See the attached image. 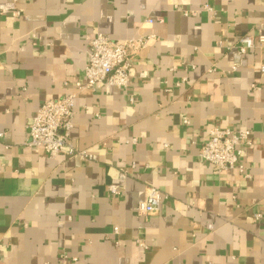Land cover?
<instances>
[{"label":"crops","instance_id":"1","mask_svg":"<svg viewBox=\"0 0 264 264\" xmlns=\"http://www.w3.org/2000/svg\"><path fill=\"white\" fill-rule=\"evenodd\" d=\"M258 31L264 0H0V264H264V45L232 46ZM98 32L154 34L148 77L79 93L71 138L93 158H51L28 122L76 91ZM215 126L250 129V178L201 159Z\"/></svg>","mask_w":264,"mask_h":264},{"label":"built area","instance_id":"2","mask_svg":"<svg viewBox=\"0 0 264 264\" xmlns=\"http://www.w3.org/2000/svg\"><path fill=\"white\" fill-rule=\"evenodd\" d=\"M177 8L188 14L183 8ZM206 8L212 10L208 5ZM154 21V18L147 19L148 23ZM154 38L155 35L152 33L127 39H113L101 32L94 35L87 34L88 60L82 79L74 81L76 91L41 103L28 122L27 145L42 150L51 158L63 153L68 156L82 155L93 158V154L87 149L76 147L71 138L78 94L85 90L95 91L104 86L128 89L134 79L145 80L148 76L144 72L137 71L136 58ZM217 44L223 46L224 41L219 40ZM257 45H264L262 31L254 35L244 34L232 46L239 52L245 53ZM259 70L264 73V63L260 65ZM186 80L187 77L181 78L176 82V86L180 87ZM130 99L133 102L134 96L131 95ZM183 121L186 124L190 123L187 116ZM252 143L250 129L215 126L210 130L208 137L201 142L199 155L203 161L212 165L216 173L237 168L245 177L250 178L251 174L246 171L241 159L244 150ZM125 176L126 173H122L121 177ZM109 189L112 193H119L116 185H110ZM161 200V190L150 187L145 199L138 204L137 210L141 214L158 211ZM256 217L261 218L262 214L257 213ZM118 232V229H114L115 234Z\"/></svg>","mask_w":264,"mask_h":264}]
</instances>
